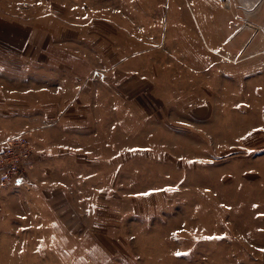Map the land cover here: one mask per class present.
<instances>
[{
    "label": "rangeland",
    "instance_id": "obj_1",
    "mask_svg": "<svg viewBox=\"0 0 264 264\" xmlns=\"http://www.w3.org/2000/svg\"><path fill=\"white\" fill-rule=\"evenodd\" d=\"M165 1L0 0V264H264V12Z\"/></svg>",
    "mask_w": 264,
    "mask_h": 264
},
{
    "label": "crops",
    "instance_id": "obj_2",
    "mask_svg": "<svg viewBox=\"0 0 264 264\" xmlns=\"http://www.w3.org/2000/svg\"><path fill=\"white\" fill-rule=\"evenodd\" d=\"M164 4V9H160V12L174 15L177 13H186L185 8H187L200 14L204 21H209L211 23H214L212 22L214 19L211 21V18L208 17V15H212L216 12L220 14L227 11H233L234 14H238L239 17L236 19H238L239 22H241L242 13L245 15H255L260 11L264 12V0H166ZM243 19L245 22L247 21L249 23V29L253 28L251 24H254L253 21L255 20H252L250 17L248 19L243 17ZM223 22L225 23L226 19H224ZM255 25V30H259L261 28L263 29V27L259 26L257 23H255ZM247 26L248 25H244V28H240L239 25V34L237 39L241 36L243 37L246 32H249V29H246ZM222 37H224V33H222Z\"/></svg>",
    "mask_w": 264,
    "mask_h": 264
},
{
    "label": "built area",
    "instance_id": "obj_3",
    "mask_svg": "<svg viewBox=\"0 0 264 264\" xmlns=\"http://www.w3.org/2000/svg\"><path fill=\"white\" fill-rule=\"evenodd\" d=\"M21 136H11L0 144V184L15 185L22 181L20 165L29 157L30 147Z\"/></svg>",
    "mask_w": 264,
    "mask_h": 264
},
{
    "label": "snow or ice",
    "instance_id": "obj_4",
    "mask_svg": "<svg viewBox=\"0 0 264 264\" xmlns=\"http://www.w3.org/2000/svg\"><path fill=\"white\" fill-rule=\"evenodd\" d=\"M177 255H179V253Z\"/></svg>",
    "mask_w": 264,
    "mask_h": 264
},
{
    "label": "water",
    "instance_id": "obj_5",
    "mask_svg": "<svg viewBox=\"0 0 264 264\" xmlns=\"http://www.w3.org/2000/svg\"><path fill=\"white\" fill-rule=\"evenodd\" d=\"M248 9V8H247Z\"/></svg>",
    "mask_w": 264,
    "mask_h": 264
}]
</instances>
